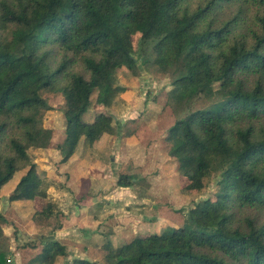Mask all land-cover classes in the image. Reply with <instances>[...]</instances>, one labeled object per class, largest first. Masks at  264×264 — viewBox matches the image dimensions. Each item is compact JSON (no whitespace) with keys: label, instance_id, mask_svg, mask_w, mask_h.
<instances>
[{"label":"trees","instance_id":"1","mask_svg":"<svg viewBox=\"0 0 264 264\" xmlns=\"http://www.w3.org/2000/svg\"><path fill=\"white\" fill-rule=\"evenodd\" d=\"M227 1L0 0V202L8 189L11 201L46 197V175L29 152L52 141L45 93L65 100V136L56 145L62 161L92 154L114 131L112 120L104 126L88 114L95 93L113 103L109 78L119 68L139 74L135 31L143 63L171 72L169 103L186 110L167 139L188 187L200 191L206 177L220 174L216 197L196 202L181 227L106 242L103 263L75 257L70 264H264V0H235L254 14L222 21ZM215 93L221 97L193 107ZM135 181L121 172L117 184ZM46 203L50 215L55 204ZM7 222L0 207V264H13ZM41 242L28 264L69 255L53 237Z\"/></svg>","mask_w":264,"mask_h":264},{"label":"rangeland","instance_id":"2","mask_svg":"<svg viewBox=\"0 0 264 264\" xmlns=\"http://www.w3.org/2000/svg\"><path fill=\"white\" fill-rule=\"evenodd\" d=\"M225 4L222 21L237 14H254L253 8L241 2L228 0ZM140 36L138 31L132 33L139 74L123 66L110 76L116 97L109 107L94 94V111L88 119L98 116L104 126L112 120L114 131L103 141L104 152L96 154L90 171L69 172L64 166L56 145L65 136L61 110L65 100L61 93H45L53 107L45 111L43 125L52 129V141L45 150L31 148L29 152L38 172L47 174L46 197L38 202L11 201L8 189L0 202L8 220L3 229L13 264H28L40 252L43 237H53L67 247L69 255H59L54 264H70L75 257L103 263L106 242L123 243L128 231L137 236L181 227L196 202L216 197L219 173L210 174L204 188L194 191L169 154V128L186 110H177L169 103L168 94L174 86L171 72L143 63L138 53ZM220 97L217 93L200 97L193 107L208 106ZM121 172L137 179L132 186L123 187L124 194L122 189L115 190L121 187L117 184ZM47 201L55 204L50 215ZM32 243L36 246L27 245Z\"/></svg>","mask_w":264,"mask_h":264},{"label":"crops","instance_id":"3","mask_svg":"<svg viewBox=\"0 0 264 264\" xmlns=\"http://www.w3.org/2000/svg\"><path fill=\"white\" fill-rule=\"evenodd\" d=\"M110 137H111V134H109V133L104 134L102 136V138L97 141V149L95 150V152H93L92 154L88 153V154H85L83 156L77 154V155L73 156L72 158H70L68 161L64 162L63 163L64 166L68 167L69 172H71L72 170H74V171L89 170L90 171L91 166H93V164H94L93 161H94L96 154L99 152H101V153L104 152L103 141L105 142V140L109 139ZM39 149L45 150L46 148H39ZM114 163H116V162H114ZM99 164H101V163H99ZM124 188L121 186V187L116 188L115 190H118L120 192L119 189H122L121 193L123 192V194H124V191H125ZM127 196L131 197L130 195H127ZM130 201H135V200L133 198H131ZM134 236L135 235H133L131 231H128L127 240L130 237H134Z\"/></svg>","mask_w":264,"mask_h":264}]
</instances>
